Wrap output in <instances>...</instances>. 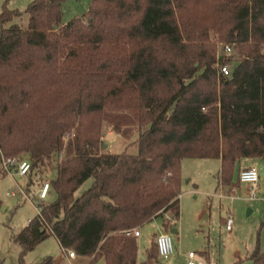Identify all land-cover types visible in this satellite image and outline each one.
<instances>
[{
    "label": "trees",
    "instance_id": "1",
    "mask_svg": "<svg viewBox=\"0 0 264 264\" xmlns=\"http://www.w3.org/2000/svg\"><path fill=\"white\" fill-rule=\"evenodd\" d=\"M64 2L33 0L24 29L0 13V155H27L55 195L13 237L18 264L50 236L89 264H154L155 242L138 262L126 231L179 218L183 159L220 160L231 189L240 160L264 158V0H91L65 23ZM104 121L136 126L135 152L104 151ZM246 258L264 264L258 245Z\"/></svg>",
    "mask_w": 264,
    "mask_h": 264
},
{
    "label": "rangeland",
    "instance_id": "2",
    "mask_svg": "<svg viewBox=\"0 0 264 264\" xmlns=\"http://www.w3.org/2000/svg\"><path fill=\"white\" fill-rule=\"evenodd\" d=\"M33 0H0V13L5 5L8 10L23 13L5 25V28L24 29L27 24L26 8ZM91 0H65L63 4V22L83 15ZM217 43L218 52L222 45ZM233 59H235L233 57ZM137 127L124 126L119 132L112 130L106 121L102 126V146L108 153H121L126 150L135 152L130 144L137 139ZM19 157L29 158L22 154ZM259 176L256 199H248L249 186L237 183V189L218 186L220 162L217 159L186 158L181 163V188L179 197L180 215L173 219L168 213L158 216L142 225L140 236L136 238L138 262L145 259L150 244L163 232V222L171 221L170 228L178 232L169 233L174 252L166 258H158L154 264H188L187 255L194 252L202 258L200 252L207 250L210 264H249L246 257L258 245L264 252V158L253 160ZM20 176L15 173H4L0 155V264H18L20 247L13 242V237L27 226L29 220L37 215L38 182L48 181L50 174ZM88 179L76 191L79 196L92 184ZM33 183L28 186V183ZM233 188V187H231ZM222 193L223 198L217 195ZM229 195L234 196L230 200ZM55 195L48 196L43 202L49 203ZM232 217V229L227 231L223 224L228 216ZM170 223V222H169ZM50 258L53 264H81V260L68 261L58 242L52 236L39 243L24 256L26 264H41ZM238 259H241L238 262ZM81 262V263H79ZM95 264H103L100 260Z\"/></svg>",
    "mask_w": 264,
    "mask_h": 264
},
{
    "label": "built area",
    "instance_id": "3",
    "mask_svg": "<svg viewBox=\"0 0 264 264\" xmlns=\"http://www.w3.org/2000/svg\"><path fill=\"white\" fill-rule=\"evenodd\" d=\"M233 55V47L232 45L229 44H223L221 53L218 52V57H231ZM231 68H232V63L228 64H218V74L223 77H230L231 75ZM31 161L29 158H21V157H16V158H9L5 159L1 157V166H2V171L4 173H15L20 176H25L28 174L29 169H30ZM237 181L239 184H246L249 186V191H248V199L249 200H254L256 199V193L258 191V181H259V176L257 173V170L255 167H249L245 168L241 171H239L238 176H237ZM221 192H223V186H219ZM233 190V193L236 191V187L231 188ZM48 190V181H45L42 186L39 188L37 197L39 198V201H42L45 199L46 194ZM219 198H223L224 195L222 193H219L217 195ZM230 200H233L235 197L229 195L228 197ZM37 214H39V209L37 208ZM224 228L227 231H231L232 229V217L229 215L225 220H224ZM139 228H135L129 231H126V236L128 237H139ZM155 244L157 247L158 255L162 258H166L169 255H171L174 252V248L172 245L171 237L169 232H163L160 233L156 236L155 238ZM63 254L66 256L67 260H74L76 259L77 255L72 251V250H62ZM188 258V264H206L204 261H202L194 252H189L187 255Z\"/></svg>",
    "mask_w": 264,
    "mask_h": 264
},
{
    "label": "crops",
    "instance_id": "4",
    "mask_svg": "<svg viewBox=\"0 0 264 264\" xmlns=\"http://www.w3.org/2000/svg\"><path fill=\"white\" fill-rule=\"evenodd\" d=\"M253 160H255V159H242V160H240V162L236 165V169H235L234 174H233V177H232V183H238L237 176H238L239 171H241V170H243L245 168H249V167H255L256 168V165H255V163H254ZM219 162H220V160H219ZM171 230H173V229H171L170 227H169L168 230H165V228H164L163 232H169L170 233ZM163 232H160V233H163ZM139 233H140V230H139ZM175 234H178V232L176 231ZM150 247H151V244H150ZM200 255L202 256V258H200L202 261H204L206 264H210L207 250H204V251L200 252ZM77 258H79L81 260L82 263L79 262L81 264H89V262H90V258H87V257H78V256L76 257V259H74V261L77 260ZM246 260H247V258H246ZM70 261H73V260H70ZM247 261L249 262V264H251V262L249 260H247Z\"/></svg>",
    "mask_w": 264,
    "mask_h": 264
},
{
    "label": "water",
    "instance_id": "5",
    "mask_svg": "<svg viewBox=\"0 0 264 264\" xmlns=\"http://www.w3.org/2000/svg\"><path fill=\"white\" fill-rule=\"evenodd\" d=\"M105 148H106V145H103V149H105ZM170 233L173 234V233H176V231L173 229V230L170 231Z\"/></svg>",
    "mask_w": 264,
    "mask_h": 264
}]
</instances>
